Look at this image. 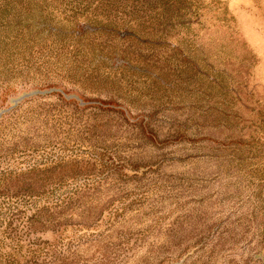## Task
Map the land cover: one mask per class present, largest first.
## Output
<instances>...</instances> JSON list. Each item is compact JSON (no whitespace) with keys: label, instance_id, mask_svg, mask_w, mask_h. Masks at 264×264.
<instances>
[{"label":"rangeland","instance_id":"1","mask_svg":"<svg viewBox=\"0 0 264 264\" xmlns=\"http://www.w3.org/2000/svg\"><path fill=\"white\" fill-rule=\"evenodd\" d=\"M0 264H264V0H0Z\"/></svg>","mask_w":264,"mask_h":264}]
</instances>
